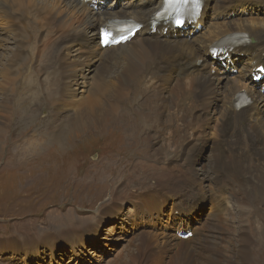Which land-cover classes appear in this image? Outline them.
Wrapping results in <instances>:
<instances>
[{
  "label": "bare ground",
  "instance_id": "bare-ground-1",
  "mask_svg": "<svg viewBox=\"0 0 264 264\" xmlns=\"http://www.w3.org/2000/svg\"><path fill=\"white\" fill-rule=\"evenodd\" d=\"M110 1L111 5L105 7L100 4L101 0H92V3L0 0V50L7 33L14 45L8 52L0 51V125L6 126L5 130L0 129V153L6 146L7 123L10 124L16 111L12 110V96L17 108L19 100L26 99L19 98L22 93L33 98L29 105L40 98L36 90L44 75L34 72L33 67L39 64L37 53L42 47L47 67L55 68L51 78L45 79L49 88L46 86L47 98L43 97L44 109L40 107L44 123L51 127L50 124L53 126L65 115L59 121L61 133L52 152L59 156L65 151L71 135V139L77 135L74 144L83 141L91 130L100 135L114 130V122L136 105L135 108L149 112L141 114L139 130L150 138L153 148L148 147L154 151V158L139 157V153L134 158L129 156L128 168L131 161L143 160L133 166V174L143 173L142 178H145L137 191L142 195L138 194V201L149 204L150 199H155L148 198L149 193L167 187L172 197L182 200L193 199L198 191L212 202L211 215L218 211L214 216L207 213L201 218L197 234L195 228L189 230L190 223L183 219L192 220L201 204L185 207L174 203L176 221L170 220L173 233L143 235L133 250V262L261 264L254 247L260 243L256 238L264 237V232L256 233L255 226L256 218L264 223V76L258 82L254 79L264 71V13L261 12L264 0H252L250 10L245 0H200L198 17L186 20L180 27L174 23L153 28L154 14L165 8L163 0ZM107 3L108 0L104 2ZM223 8L227 11L222 15ZM110 20H131L141 29L129 42L101 47L97 40L99 29ZM230 40L244 43L217 47ZM75 43L80 48L74 52L89 50L96 62V83L84 99L74 88L71 92L63 88V82L80 70L67 58ZM23 48L29 51L26 53ZM214 50L221 51L213 54ZM15 68L19 70L17 76L13 75ZM50 69L47 70L50 72ZM232 71H235L234 76L230 75ZM12 84L15 86L10 89L11 95H7ZM139 84L145 92L139 91ZM241 93L249 99V104L239 109L235 101ZM139 96L143 98L138 99ZM68 112L72 114L67 118ZM208 134L212 136V158L205 171H198L193 167V155L199 145L207 144ZM12 137L21 136L13 134ZM26 144L15 149L11 145L8 149L13 150L9 154L27 147L31 153H38L33 142ZM190 146L192 148L188 149ZM113 155L121 157L119 153ZM140 181V178L133 181L128 173L115 185L114 195L119 197L113 200L132 197V186ZM229 206L238 210L235 218L229 216ZM68 213L61 215L66 221L58 228H68L75 223ZM186 230L192 233L191 238H179ZM2 261L10 263L8 258Z\"/></svg>",
  "mask_w": 264,
  "mask_h": 264
},
{
  "label": "rangeland",
  "instance_id": "rangeland-1",
  "mask_svg": "<svg viewBox=\"0 0 264 264\" xmlns=\"http://www.w3.org/2000/svg\"><path fill=\"white\" fill-rule=\"evenodd\" d=\"M106 1L102 0L101 4L105 7L111 5L110 0L105 5ZM245 1H247V10H250L252 0ZM233 2H237V0H233ZM210 4H208L209 10ZM111 9H114V5ZM226 11L223 8L220 14L223 15ZM261 12L264 13L262 9ZM5 35V41L1 42V52H8L14 46L7 36L8 33ZM29 48H23V50L27 53ZM79 48L78 43H75L67 58L73 60L80 70H77L70 80L63 82V88L65 92H71L74 88L76 90L74 92L84 99L89 96L96 83V62L91 58L89 50L73 51ZM41 53L43 54L42 47L37 53L39 64L35 65L36 68L33 67L34 72L44 75L41 77L40 87L36 90L37 97L40 98L36 99L35 104L29 105L28 103L33 98H27V94L22 93L19 98H26L24 99L26 102L19 100L20 104L17 108V102L13 101L12 96V110L16 111L10 124L7 123L6 146L4 152L0 153V254L3 253L0 257V264H6L2 259L7 258L10 260L9 264H136L132 260V253L133 250H136L137 243L143 235H152L153 237V234L173 233L170 220L176 221L173 212L175 204H182L185 207L201 204L202 207L198 208L197 213L192 216V220L183 219L186 223H190L189 230L195 228V232L198 234L196 229L201 218L207 213L211 215L210 206L213 205L209 198L200 192H195L194 198H191L192 202L189 197L185 200L172 197L166 187L149 193L148 198H155L150 199L149 204L138 201L139 195H142L137 191L141 189V182L145 178H142L143 173L133 174L135 170L133 166L136 162L143 160L131 161L129 168L128 164L129 156L134 158L138 153L139 157L150 155L154 158L153 149L150 151L148 147L152 145L153 148L152 141H149L150 138L139 130L140 118L142 115L148 114V110H139L134 105L132 110H126L127 114H123L121 120L118 119L121 123L118 120L114 122V130L111 129L103 135L91 130L83 141L79 140L74 144L72 142L73 139H77V135L74 134L73 139H71V135L68 137L69 140L67 139L68 144L65 151H61L59 156L56 155V152H52L54 142L61 133L59 121L65 115L60 116L59 121L53 126L50 124L51 127L44 123L45 116L42 109H44V98H47L49 88L46 80L51 78V73L55 68L52 70L47 67V58L45 54ZM47 69H50V72ZM14 71L13 75L17 76L19 70L15 68ZM230 75L234 76L235 71H232ZM18 82L19 79L14 84L16 85ZM15 85L9 86L7 95H11L10 89ZM140 85L142 84L138 85L139 91L145 92L143 86L141 88ZM83 91L85 92L83 93ZM146 95L147 92L144 96ZM141 98L138 97V99ZM71 114L68 112L67 118ZM127 127H131V130ZM0 129L5 130L6 126L0 125ZM13 134H18L21 137L14 139ZM208 135L207 139L206 136L203 137V140H207V144L199 145L193 155V167L198 171H205L212 158V146H210L212 136ZM41 137L45 139H41ZM119 138L121 139L119 140ZM29 142H33V148L38 153H31V149L27 147L24 151L14 150L9 154L13 149L27 145L26 143L30 145ZM11 145H14L13 149H8ZM190 148L192 146L188 149ZM113 153H119L121 157H116ZM108 156L111 160L107 159ZM80 169H83V172ZM96 169L99 171H95ZM128 173L131 174L133 181L136 178L141 179L138 185H129L133 187L134 194L130 198L113 200V198L119 197L114 195V191L117 189L115 185L119 181L121 182ZM105 176H107L106 179ZM119 188L118 190H120ZM229 208V216L235 218L238 210H234V206H229ZM67 212H70L68 217L77 222L74 221L75 223L68 228L60 229L58 227L64 226L63 222L66 221H63L61 215H66ZM55 213L58 215L54 216ZM259 220L256 218L257 230H255L257 234L264 232V223ZM67 223L69 222L67 221ZM189 230L186 231L191 233ZM260 230L261 232H259ZM44 232L46 234L42 235ZM178 237L181 238L180 234ZM256 239L260 243L254 247L255 254L261 258V264H264V237L258 236ZM147 264L153 263L148 262Z\"/></svg>",
  "mask_w": 264,
  "mask_h": 264
},
{
  "label": "snow or ice",
  "instance_id": "snow-or-ice-1",
  "mask_svg": "<svg viewBox=\"0 0 264 264\" xmlns=\"http://www.w3.org/2000/svg\"><path fill=\"white\" fill-rule=\"evenodd\" d=\"M189 0H166L168 7L175 8L179 12L180 8L186 5ZM107 36V34H105Z\"/></svg>",
  "mask_w": 264,
  "mask_h": 264
}]
</instances>
